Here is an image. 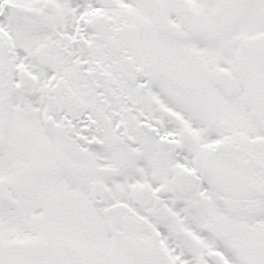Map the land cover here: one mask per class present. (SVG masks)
Wrapping results in <instances>:
<instances>
[{"label": "snow or ice", "instance_id": "1", "mask_svg": "<svg viewBox=\"0 0 264 264\" xmlns=\"http://www.w3.org/2000/svg\"><path fill=\"white\" fill-rule=\"evenodd\" d=\"M0 264H264V0H0Z\"/></svg>", "mask_w": 264, "mask_h": 264}]
</instances>
